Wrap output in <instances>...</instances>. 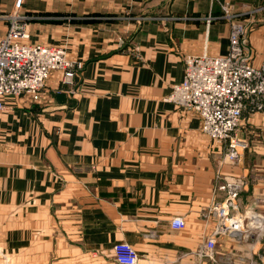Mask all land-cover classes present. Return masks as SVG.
Listing matches in <instances>:
<instances>
[{"label":"crops","instance_id":"obj_1","mask_svg":"<svg viewBox=\"0 0 264 264\" xmlns=\"http://www.w3.org/2000/svg\"><path fill=\"white\" fill-rule=\"evenodd\" d=\"M14 1L0 0V16ZM24 1L30 42L64 45L83 68L73 96L56 93L52 75L45 101L5 99L0 253L8 262L115 264L112 246L126 242L139 264H264V238H219L216 263L195 255L214 226L202 212L223 198L216 176L244 178L240 211L264 213V141L226 165L225 145L165 101L186 57L227 54L226 13L246 26V52L259 64L264 0ZM5 31L0 20V38ZM245 118L240 139L264 136V114ZM176 217L183 229L171 227Z\"/></svg>","mask_w":264,"mask_h":264},{"label":"built area","instance_id":"obj_2","mask_svg":"<svg viewBox=\"0 0 264 264\" xmlns=\"http://www.w3.org/2000/svg\"><path fill=\"white\" fill-rule=\"evenodd\" d=\"M21 0L13 11L0 16L6 31L0 38V114L6 109V98L28 96L34 103L48 95L46 83L56 76V93H76V78L83 68L81 61L71 59L64 45L30 42L27 17L19 13ZM226 13L229 23V49L224 56H188L180 84L173 85L166 102L195 114L200 121V133L215 144L225 145L222 162L236 166L249 143L238 137L245 116L264 114V56L253 63L246 52V26ZM246 182L240 176L218 175L214 188L223 194L220 201L209 206L202 216L214 222L212 232L196 250L199 260L216 263L217 240L226 237L247 241L264 238V213L241 212L240 196ZM173 229H183L185 223L176 217L170 221ZM115 264H139L135 249L126 242L112 246ZM0 264H10L0 253ZM249 264H256L251 261Z\"/></svg>","mask_w":264,"mask_h":264},{"label":"rangeland","instance_id":"obj_3","mask_svg":"<svg viewBox=\"0 0 264 264\" xmlns=\"http://www.w3.org/2000/svg\"><path fill=\"white\" fill-rule=\"evenodd\" d=\"M22 2H21V4H20V8H19V13L21 14V9H22V5L24 6V8H25V5H26V1H24V0H21ZM14 3H15V1H14ZM22 15V14H21ZM24 16V15H23ZM242 123H243V125L244 124H247V118H245V117H243V119H242ZM242 126H240V128H241ZM240 128H239V130H240ZM243 128V127H242ZM241 128V129H242ZM238 130V131H239ZM249 130L250 131H252V132H255V129L251 126V125H249ZM241 132V131H240ZM257 132V131H256ZM256 132L255 133H252V135H253V137L251 138V139H249V146H250V143L251 142H258V140H261V142H262V144H263V141H264V136H260V134H256ZM257 136V138H256V141H254V137H256ZM263 140V141H262ZM259 143V142H258ZM254 145V144H253Z\"/></svg>","mask_w":264,"mask_h":264}]
</instances>
